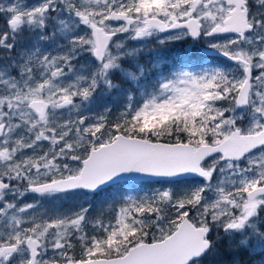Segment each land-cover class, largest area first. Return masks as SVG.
<instances>
[{
  "label": "snow or ice",
  "instance_id": "snow-or-ice-1",
  "mask_svg": "<svg viewBox=\"0 0 264 264\" xmlns=\"http://www.w3.org/2000/svg\"><path fill=\"white\" fill-rule=\"evenodd\" d=\"M0 264H264V0H0Z\"/></svg>",
  "mask_w": 264,
  "mask_h": 264
},
{
  "label": "rangeland",
  "instance_id": "rangeland-1",
  "mask_svg": "<svg viewBox=\"0 0 264 264\" xmlns=\"http://www.w3.org/2000/svg\"><path fill=\"white\" fill-rule=\"evenodd\" d=\"M113 100H118L119 97H113ZM113 107H115V105H112ZM141 185H145V186H154V187H161L160 184H154V183H143ZM128 187H125V190L129 189L131 187V184H127Z\"/></svg>",
  "mask_w": 264,
  "mask_h": 264
},
{
  "label": "water",
  "instance_id": "water-1",
  "mask_svg": "<svg viewBox=\"0 0 264 264\" xmlns=\"http://www.w3.org/2000/svg\"><path fill=\"white\" fill-rule=\"evenodd\" d=\"M207 55H215V53H207ZM135 175V174H134ZM131 182H137V183H144V182H153V181H150V180H145V179H140V180H133Z\"/></svg>",
  "mask_w": 264,
  "mask_h": 264
},
{
  "label": "trees",
  "instance_id": "trees-1",
  "mask_svg": "<svg viewBox=\"0 0 264 264\" xmlns=\"http://www.w3.org/2000/svg\"><path fill=\"white\" fill-rule=\"evenodd\" d=\"M127 184H131V185H132V184H143V183H133V182H129V183H126V184L124 185V187H128Z\"/></svg>",
  "mask_w": 264,
  "mask_h": 264
},
{
  "label": "flooded vegetation",
  "instance_id": "flooded-vegetation-1",
  "mask_svg": "<svg viewBox=\"0 0 264 264\" xmlns=\"http://www.w3.org/2000/svg\"><path fill=\"white\" fill-rule=\"evenodd\" d=\"M188 45H185V47H187ZM209 56H213V55H209Z\"/></svg>",
  "mask_w": 264,
  "mask_h": 264
}]
</instances>
